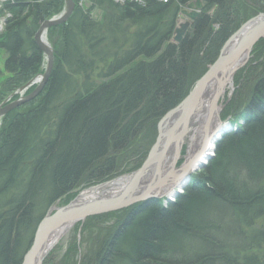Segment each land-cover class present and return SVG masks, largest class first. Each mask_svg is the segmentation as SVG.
Masks as SVG:
<instances>
[{
  "label": "trees",
  "instance_id": "obj_1",
  "mask_svg": "<svg viewBox=\"0 0 264 264\" xmlns=\"http://www.w3.org/2000/svg\"><path fill=\"white\" fill-rule=\"evenodd\" d=\"M195 1L204 8L176 43L181 12ZM64 7V0L4 3L11 18L0 36L8 74L0 104L44 72L35 36ZM263 12L264 0H99L50 28L47 85L0 126V264H21L41 220L79 188L138 170L160 120L241 25ZM254 53L257 64L243 74L247 100L209 164L174 202L153 199L90 218L114 216L118 225L85 264H264V39Z\"/></svg>",
  "mask_w": 264,
  "mask_h": 264
},
{
  "label": "water",
  "instance_id": "obj_2",
  "mask_svg": "<svg viewBox=\"0 0 264 264\" xmlns=\"http://www.w3.org/2000/svg\"><path fill=\"white\" fill-rule=\"evenodd\" d=\"M64 1L65 8L63 13L58 18L44 22L35 36V42L43 52L46 60L44 74L14 93L12 97L15 95L20 96L17 101L6 106H0V121L11 111L36 99L47 85L54 66V50L47 41L48 30L52 27L67 23L76 9L73 0ZM203 8L202 1H195L190 3L186 7V10L182 11V14L187 15L192 21H195ZM190 26L191 24L186 23L181 26V29L178 28L175 31L174 41L176 43L181 42ZM247 27L249 29L243 37L231 50H228L231 43ZM263 39L264 14H260L258 17L247 22L227 41L218 59L203 77L195 83L188 96L160 120L155 144L149 151L142 166L131 175L126 176L128 180L121 190L110 196L84 202H79L80 195L65 207H52L49 213L39 223L33 243L23 257L21 264H43L48 253L66 232L76 224H83L90 217L118 212L153 199H165L169 203L173 201L172 198H177L182 193L180 189L185 188L191 182L192 174L204 169L206 162L212 158L211 154L208 156L206 162L197 164L195 161L201 155L199 153L195 159L191 161L186 160L181 167L177 168L186 135L189 133L195 114L204 102V97L210 84L214 82L218 83L219 91L213 98L209 108L205 122L206 135L204 139H207L209 136L212 118L214 113L217 112L219 124L222 127L224 126L219 131L220 134L215 141L217 143L221 136L231 128V124L229 122L224 123L220 117L222 107L219 106V102L223 96L225 84L229 80L232 81L233 75L246 64L254 47ZM33 84H37L35 90L31 94L23 96ZM218 108L221 109L218 110ZM203 151L204 147L201 153ZM195 163L196 167L193 168ZM109 183L111 182L99 184L90 190L97 189ZM169 189L173 191L170 194H168ZM61 232L62 235L54 242H51Z\"/></svg>",
  "mask_w": 264,
  "mask_h": 264
},
{
  "label": "rangeland",
  "instance_id": "obj_3",
  "mask_svg": "<svg viewBox=\"0 0 264 264\" xmlns=\"http://www.w3.org/2000/svg\"><path fill=\"white\" fill-rule=\"evenodd\" d=\"M7 1H9V0H0V24L2 25V30L0 31V36L5 31L8 19L11 18V15L7 12H4V10H3V5ZM43 1H47V0H43ZM98 1H96V2H98ZM96 2L92 3V4L88 3L85 8L78 7V4L76 5V3H75V5L79 9H81L85 12H88L90 9H92L96 5ZM112 2L115 3L114 1H112ZM117 5H120V4H117ZM184 10H186V8L183 9V11ZM201 12H202V10H201ZM241 12L243 15L245 14V12L247 14L250 13V12L244 10V7H243ZM61 13H59L58 15H60ZM260 14H264V12L259 13L253 17H249L248 20L245 21L235 33H237L247 22L258 17ZM58 15L53 16L51 19H54ZM93 17L96 20H101V18L103 17V14L100 11V9L95 8V10L93 11ZM193 22L194 21H192L187 15H184L181 12V15H180L179 20H178L177 29L178 28L181 29V26L185 25L186 23H189L192 25ZM47 41L49 42L48 33H47ZM49 44L51 45V43H49ZM254 58H255V53H254V49H253V51L250 55V58L248 59L246 64L243 67H241L239 70H237V72L233 75L231 86L227 87V91H226L225 96L222 97L220 102H219V106L222 107V110L220 112V117L224 123L229 122L231 124L233 117L240 114V111L242 109L241 107L243 106V99L247 100L246 98L248 97V94L245 91H243V74H245L248 71L250 66H255L257 64V63L256 64L252 63ZM6 59H7L6 51L0 48V70H2V72H3V77L0 79V89H1L2 84L5 81L6 77L8 76V74L5 72ZM44 72H45V70H44ZM44 72L39 74L38 76L43 75ZM38 76L34 77V79L31 80L30 82L36 80ZM36 87H37V84H33L25 92V94L24 95L22 94V95L25 96V95L31 94L35 90ZM249 88H251V84H249ZM16 92L7 94V96L2 99L3 101L1 102L0 106L1 105L6 106V105H9V104L17 101L20 97L19 95H15L12 97V95ZM29 92H31V93H29ZM236 113H237V115H236ZM223 117H225V118H223ZM2 120L0 121V126H1ZM232 129H233V127L231 126V128L226 133L230 132ZM223 135H222V137H223ZM153 145H152V147H153ZM151 148H150V150H151ZM189 149H190L189 142L186 139V141L183 145L181 158L177 164V168L181 167V165L186 162V160H187L186 157L188 156ZM214 155H215V152L212 153V158L206 162V166L213 159ZM124 170L126 171V168ZM125 171H123L124 173L118 175L117 177H115L114 179H112L108 182H112V181H115L117 179H121L123 177L129 176L132 173H134V172L129 173V172H127V171L125 172ZM198 173H199V171L197 173H193L192 178L195 175H197ZM96 186H98V185L89 186V187L83 186L75 192V198L72 199L70 202H66V203L59 202L54 207H57V208L65 207V206L69 205L72 201H74L77 197H79L83 192L90 190L91 188H94ZM184 190H185V188L180 189V191L182 193L184 192ZM175 199L176 198H172L173 201H171V202H174ZM160 200H162V199H160ZM165 204H167L166 201H165ZM105 215H107V214H105ZM101 216H104V215H101ZM95 217H98V216H95ZM90 218H94V217H90ZM90 218H88L83 224H76L71 229H69L66 232V234L59 240V242L48 253L45 260L43 261V264H85L87 262V260L89 258H91L95 252H97V250L99 248V242H101L103 239H105L109 235V232L115 230L117 225H118L117 219L114 216L108 217V219L106 218L105 222L98 221V220L88 221Z\"/></svg>",
  "mask_w": 264,
  "mask_h": 264
},
{
  "label": "bare ground",
  "instance_id": "obj_4",
  "mask_svg": "<svg viewBox=\"0 0 264 264\" xmlns=\"http://www.w3.org/2000/svg\"><path fill=\"white\" fill-rule=\"evenodd\" d=\"M63 11H62V13H63ZM60 15L56 16L55 18H58ZM248 29H249V27H247V29H245V31L243 33L239 34V36L228 47V50H231L236 45V43L243 37V35L247 32ZM1 30H2V25L0 24V31ZM231 84H232V81H230V80L227 82V84H225L222 97L225 96L226 91H227V87L231 86ZM218 91H219V84L218 83L214 82V83L210 84L209 89H208V91L204 97V102L201 105V107L199 108L198 112L195 114L194 119L192 120L189 133L186 135V138H185V141H186V139L188 140L189 147H190L188 156L186 157L187 161H191V160L195 159L197 157V155H199V153H200L201 155L199 156V158L195 162L197 164L200 162H206L208 156L211 155L213 153V151L215 152L216 145L221 140V138H220L217 141V143H215L218 135L220 134L219 131L224 128V126L222 127L219 124V121L217 119L218 118L217 112L214 113V116L212 118V122L210 125L211 127L209 129V134H208L209 136L207 139H204L205 135H206V133H205V122L207 119V115L209 113V108H210V105L212 103L213 98L215 97V95L217 94ZM220 109L221 108H218V110H220ZM203 147H204V151L201 153V150ZM196 163L194 164L193 168L196 167ZM127 180H128L127 177L121 178L119 180H116L115 182H111L109 184L103 185L97 189L85 191L79 197V202L89 201L92 199H99L102 197L113 195L114 193L121 190V188L126 184ZM168 191H169L168 194L173 192L172 189H169ZM61 235H62V232L58 233L52 239L51 242H54L55 240H57Z\"/></svg>",
  "mask_w": 264,
  "mask_h": 264
},
{
  "label": "built area",
  "instance_id": "obj_5",
  "mask_svg": "<svg viewBox=\"0 0 264 264\" xmlns=\"http://www.w3.org/2000/svg\"><path fill=\"white\" fill-rule=\"evenodd\" d=\"M96 1L98 0H78L77 4H78V7L85 8L88 3L92 4V3H95ZM112 1L120 5H123L126 3H133V4L140 5V6H144L147 0H112ZM160 1L164 3H168L170 0H160Z\"/></svg>",
  "mask_w": 264,
  "mask_h": 264
}]
</instances>
